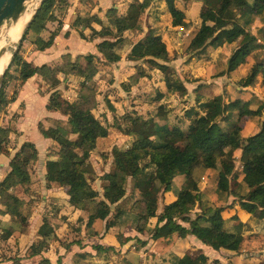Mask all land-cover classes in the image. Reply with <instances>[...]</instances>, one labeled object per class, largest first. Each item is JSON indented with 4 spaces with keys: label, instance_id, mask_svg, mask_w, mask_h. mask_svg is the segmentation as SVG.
Masks as SVG:
<instances>
[{
    "label": "rangeland",
    "instance_id": "374dc122",
    "mask_svg": "<svg viewBox=\"0 0 264 264\" xmlns=\"http://www.w3.org/2000/svg\"><path fill=\"white\" fill-rule=\"evenodd\" d=\"M40 2L38 0L35 9ZM132 3L147 5L138 13L135 26L119 33L120 40L116 42L114 50L120 59L108 62L96 49V44L101 40L115 41L117 38L116 29L106 12L114 8L116 15L126 16ZM74 4L80 5L71 12ZM174 4L184 13L186 24L183 26L172 25L166 0H62L54 10L55 20L46 23L45 30L56 33L53 40L55 49L51 54L57 56L54 61L38 64L49 67L42 74L34 75L39 94L54 95L61 102L73 106L81 103L107 128V135L97 139L88 158L92 172L87 175V180L97 192V197L83 206L70 205L66 188L56 182L48 184L45 178L46 163L49 159H57L59 147L50 138V142L41 147L46 138L41 130L50 127L48 125L66 127L68 114L59 109L57 119L49 121L40 118L34 125L33 119L41 114L42 108L39 98L28 86L26 100L30 104L28 113L31 119L25 126L27 134L20 131L19 123L24 120L25 105L19 104L13 110L9 108L10 99L18 95L21 87L19 66L12 64L9 67L1 82L4 79V101L0 103V182L9 173L12 160L19 159L24 166L22 161L27 158L29 160L24 167L28 171L29 181L7 190V193L19 199L17 210L20 214L17 216L11 215L4 205L6 197L1 194L0 187V264H37L46 257L50 264H171L174 255L185 253H204L207 256L205 264H264V221L259 217L257 206L246 203L248 201L244 199L248 191L243 181L244 171L251 168L254 161L250 157L243 159L239 150L233 152L234 170L227 192H219L216 188L219 165L214 166L211 159H206L205 164L194 168L192 173L199 197L188 216L194 219L202 215L205 219L204 211L209 207H220L224 227L233 232V238L219 249L208 247L191 234L185 237L172 234L153 239L157 216L143 217L144 191L148 185L143 174L140 178L126 177L125 193L119 201L109 204L107 217L89 222L97 203L103 199L107 184L104 175L114 169L113 150L126 149L136 137L153 134L154 129H149L150 126H175L186 132L197 115L204 114L201 103L220 95L224 103L237 101L239 106L229 112V118L219 119V126L228 130L235 124L243 138L260 128L262 117H251L246 111L264 102V12L258 17L236 16L237 22L257 40L244 63L228 72V59L238 47L240 38L217 47L208 43L198 50H191L189 43L200 27V12L204 4L200 0H174ZM91 15L98 16L101 25L91 23L90 27L95 30L105 27L110 31L109 35H96L89 41L91 29L85 26L88 22L83 20L81 24L78 18ZM45 30L39 34L29 31L21 41L19 53L31 66L36 63L38 51L35 39L40 37L46 40L50 35L46 33L42 37L41 33ZM80 31L86 39L80 37ZM150 33L159 35L165 44L166 59L154 60L167 67L165 74L150 61V57L131 54L132 48L143 42ZM21 36L22 31L4 46L3 54L8 52L9 59L1 75L8 67ZM81 41H84L83 45ZM87 54L95 55L94 64L85 72H80L79 67L82 70L85 67L84 56ZM257 64L262 68L254 82L243 86L244 78ZM165 75L173 82L180 83L182 91L168 89ZM242 101L247 102L243 104ZM134 121L138 123L134 125ZM29 142L34 143L35 153L31 149L22 153L21 148ZM140 165L147 175L154 174L155 166L148 158L143 159ZM185 177L177 175L170 191L158 193L157 215L164 211L165 205L175 200ZM203 219L200 222L206 224ZM112 221L114 225L106 227ZM45 224L53 231L41 237L38 230ZM41 240L46 247L39 254L30 255V245L38 244Z\"/></svg>",
    "mask_w": 264,
    "mask_h": 264
},
{
    "label": "trees",
    "instance_id": "16d2710c",
    "mask_svg": "<svg viewBox=\"0 0 264 264\" xmlns=\"http://www.w3.org/2000/svg\"><path fill=\"white\" fill-rule=\"evenodd\" d=\"M200 1L204 4L203 10L200 12L201 24L192 37L189 48L198 50L208 43L217 47L225 42L233 43L240 38L238 47L228 59L227 71H233L244 63L257 40L253 34L237 22L236 16H261L264 12V0ZM59 3H62V0H41L39 7L24 29L4 76L12 64L19 66L18 78L21 83L35 74H42L44 69L49 70V67L44 64L31 66L28 61L21 57L19 47L29 31L39 34L46 29L48 21L55 20L54 10ZM146 5L145 3L130 4L126 16L116 15L114 8L107 10L106 16H108L111 25L115 27L117 38L115 41L103 39L96 44L97 51L103 54L106 61L116 62L120 59V55L114 50L116 42L120 40L119 33L135 26L138 13L142 12ZM166 5L172 18V25H185L184 13L175 6L174 0H166ZM83 20L88 22L86 25L84 24L87 27H90L91 23L101 25V20L96 15L78 18V22L81 24ZM90 29L89 41L93 40L96 35L110 34L109 29H105V27L100 30H95L93 27ZM79 35L82 39H86L82 31ZM55 36L56 33L51 32L46 40L37 37L35 39L36 49L43 51L50 47ZM131 54L138 57H150V61L156 64L163 73L167 70L165 65L154 62L155 59L164 60L167 56L165 44L157 34L150 33L143 42L132 48ZM84 58L86 64L83 70L79 67L80 72H85L93 66L95 55L87 54ZM261 68L260 64L255 65L249 75L244 78L243 86L252 84ZM262 71L264 72V70ZM164 81L168 89L182 91V85L173 82L168 75H165ZM3 88L4 79L0 87V103L4 101ZM10 100L14 101L15 97ZM242 102L244 104L247 101ZM201 106L204 109V114L197 115L193 125L186 132L175 126H150L149 129H154L153 134H143V136L136 137L130 147L126 149L113 150L114 169L104 175L107 184L104 186L103 199L97 203L94 213L89 217V222L96 219L104 220L107 217L109 204L119 201L125 193L124 182L126 177L140 178L144 175L148 185L144 191L146 199L143 217L148 219L157 216V225L152 234L153 239L169 237L172 234H177L179 237L191 234L203 244L219 249L233 238V232L224 227L220 207H209L204 211L205 219L202 215H197L194 219L188 216L199 197L192 173L194 168L203 166L206 159H211L214 166L219 165L217 190L219 192L229 191V178L234 170L233 152L236 150L241 152L243 159L250 157L254 161V165L244 171L243 181L248 187L244 199L248 201L246 203L257 206L259 217L264 221V102H261L255 109H247V115L262 117V119L259 130L246 138L239 135L235 124L232 129L228 130L217 124L219 119L229 118V112L238 108L237 101L224 103L222 97L217 95L201 103ZM46 107L55 110L61 109L68 114L66 127L57 125L41 130L44 137L52 139L59 147L57 159H49L46 163V182L48 184L56 182L65 187L70 205L74 207L83 206L87 201L97 197V192L90 187L87 180V175L92 172L88 158L97 139L107 135V128L91 113L88 107H84L81 103L74 106L69 105V103L61 102L58 97L51 95ZM137 123L134 121L133 124L136 125ZM128 132L129 130H127ZM21 149L22 153L26 149H31L35 153L34 143L31 142ZM145 158H148L149 162L155 166L152 176L147 175V171L140 165V162ZM28 160L27 158L22 161L24 166ZM24 166L19 159L12 160L9 173L0 182L1 194L6 197L4 205L8 207L9 213L15 216L20 214L17 210L19 199L17 196L7 193V190L15 185H25L29 181V174ZM177 175L186 176L183 187L176 195L175 200L165 205L164 211L157 215V195L160 191H170L172 181ZM202 219L205 220L206 224L200 222ZM182 223H187L189 226L186 227ZM113 225L114 221L108 222L106 227ZM52 231L51 227L45 224L39 228L38 235L46 237ZM44 243L41 240L38 244H32L30 255L39 254L46 247ZM206 260L207 257L202 253H185L181 256L174 255L171 264H205ZM37 264H50V262L44 258Z\"/></svg>",
    "mask_w": 264,
    "mask_h": 264
},
{
    "label": "crops",
    "instance_id": "0c3cea01",
    "mask_svg": "<svg viewBox=\"0 0 264 264\" xmlns=\"http://www.w3.org/2000/svg\"><path fill=\"white\" fill-rule=\"evenodd\" d=\"M80 5V4H79ZM79 5H76V4H74V6H73V8H72V11L71 12H74L75 11V8H77V6H79ZM75 32V31H74ZM46 33H48V34H50V31H48V30H45L43 33H41V36L43 37L44 36V34H46ZM66 33V32H65ZM48 36V35H47ZM57 38H60V36H58ZM82 43H81V45H83V42L84 41H81ZM54 43V42H53ZM52 43V45L50 46V47H48V48H46L45 50H43V51H37V57H36V59H35V62L36 63H34V65L33 66H38V64H42L43 62H49V61H54L55 60V56H57V55H52L51 53H52V50L54 51V45L55 44H53ZM89 43V42H88ZM85 46V45H84ZM93 52V51H92ZM42 56H45V57H42ZM35 77H34V75L31 77V78H29V79H27L25 82H23V83H21V87H20V89H19V92H18V95H16L15 96V100L14 101H11V103H9V108L10 109H14V108H17L18 107V105L19 104H24L25 105V110H24V120L21 122V123H19V130L20 131H22L23 130V132L25 133V134H27V129L25 128V126H26V124L28 123V120L29 119H31V116L29 115V111H30V109H29V107H30V104H29V101L28 100H26V94H27V91H26V89H27V87L28 86H30L31 87V89H32V91H33V93L39 98V100H40V107L42 108V112H41V114H39V116H36L34 119H33V122H34V125H36V123L38 122V120L40 119V118H46V119H49V121H50V119H57V114H59V112L57 111V110H55V109H53V108H47L46 107V105H47V103L49 102V99H50V96L49 95H47V94H44V95H41V94H39V92H38V89L36 88V86H35ZM49 97V98H48ZM27 121V122H26ZM50 124H52V123H50ZM48 126H52L53 127V125H48ZM31 138V137H30ZM32 139V138H31ZM45 144H43L41 147H43L44 145H46L47 144V142H50V140H49V138H45ZM37 145V144H36ZM38 146V145H37ZM160 225V224H159ZM231 231V230H230ZM196 240H198V241H200L198 238H196L194 235H192ZM201 242V241H200ZM202 243V242H201ZM31 246V245H30ZM208 246V245H207ZM208 247H210V248H212L211 246H208ZM214 249V248H213ZM216 250V249H215ZM202 254H204V253H202ZM205 255V254H204ZM206 256V255H205ZM207 257V256H206ZM47 258V257H46Z\"/></svg>",
    "mask_w": 264,
    "mask_h": 264
},
{
    "label": "water",
    "instance_id": "95a60500",
    "mask_svg": "<svg viewBox=\"0 0 264 264\" xmlns=\"http://www.w3.org/2000/svg\"><path fill=\"white\" fill-rule=\"evenodd\" d=\"M29 1H31V0H0V29L3 26H7V28H9L11 25L16 23L18 18L20 17V15H22L25 12V10L27 8V3ZM37 2H38V0H37ZM35 7H34L32 15H31V18L36 11ZM31 18H30V20H31ZM30 20L26 23V25L30 22ZM26 25L24 26V28L22 30V34L24 32ZM19 39H20V37H19ZM3 51H4V48L0 49V55L3 54ZM6 69H7V67L5 68V70L3 71L2 75H1L0 85H1L2 78L4 76Z\"/></svg>",
    "mask_w": 264,
    "mask_h": 264
},
{
    "label": "bare ground",
    "instance_id": "6f19581e",
    "mask_svg": "<svg viewBox=\"0 0 264 264\" xmlns=\"http://www.w3.org/2000/svg\"><path fill=\"white\" fill-rule=\"evenodd\" d=\"M36 2L37 0L29 1L27 3V8L25 12L22 15H20L16 23L11 25L9 28H7V26H3L0 29V47L3 46L1 48H4V46H7L8 40L13 41L14 39L18 37L22 29L24 28L25 24L30 20L34 7L37 5ZM8 59H9L8 52L4 53L0 57V75Z\"/></svg>",
    "mask_w": 264,
    "mask_h": 264
}]
</instances>
